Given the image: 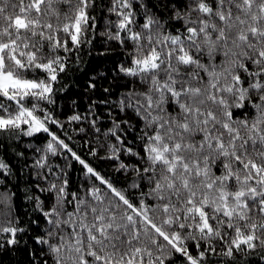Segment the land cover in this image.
Here are the masks:
<instances>
[{"label": "snow or ice", "instance_id": "obj_1", "mask_svg": "<svg viewBox=\"0 0 264 264\" xmlns=\"http://www.w3.org/2000/svg\"><path fill=\"white\" fill-rule=\"evenodd\" d=\"M95 6L0 0V149L20 136L50 137L32 149L40 155L31 165L25 160L50 201L29 197L45 223L33 238L38 264H235L257 249L264 259V0H111L117 19L107 39L124 50L114 79L128 87L100 103L119 115L109 112L106 131L94 106L91 116L67 117L88 124L76 129L95 137L86 154L109 162L111 173L52 132L65 125L44 107L91 43ZM64 152L84 174L76 191L48 162ZM11 172L0 157V175ZM27 233L18 219L0 221L8 234L0 251Z\"/></svg>", "mask_w": 264, "mask_h": 264}, {"label": "trees", "instance_id": "obj_2", "mask_svg": "<svg viewBox=\"0 0 264 264\" xmlns=\"http://www.w3.org/2000/svg\"><path fill=\"white\" fill-rule=\"evenodd\" d=\"M110 2L111 0H96V6L90 10V14L95 17V29L87 34L91 43L82 45L78 58L76 56L71 58L67 72L62 73L59 82L54 85L57 89L54 95L55 104L44 105L56 119L65 125L64 129L52 125L50 126L51 131L69 144V147L82 158H86L97 166L98 170L108 173H111L109 162L86 154L85 141L88 139L95 141L91 130L89 129L88 137L76 131L80 127L87 128L88 124L86 122L68 123L67 117L73 113L91 116V112H94L100 118L98 125L106 131L111 127L109 112L113 116L119 115V110L111 104L100 103L105 99L112 102L117 101L120 94L128 87L124 80L114 79L117 76V65L124 60V50L115 41L107 39V32L114 31L109 22L117 19L114 14L107 11ZM144 2H147L149 7L159 4V0H144ZM133 10L136 11L135 5ZM90 82L96 84L95 89L87 87ZM105 88L110 90V94L104 92ZM90 106H94L91 112ZM4 136L5 134L0 133V138ZM49 140L50 137L46 133H39L33 137L20 136L16 140L6 141L5 149H0V157H3L12 169L10 175H0V200L4 201L0 203V221L7 226L9 220L18 219L20 225L28 229L27 235H23L20 244L5 245L4 250L0 251V264H34L33 258L29 255L30 252L36 254L37 264L41 258L40 246L34 243L33 238L41 233L45 223L42 218L37 220L40 214L33 210V201L29 197L40 196L42 200H46V205H49L50 201L47 200V193H40L36 190L35 172L31 167L25 166V160L28 165H31L34 157L40 155V153H34L32 149L45 148ZM16 152H24V156L18 157ZM100 155L104 153L101 152ZM48 162L53 167L59 165L57 172L60 169L67 172L69 189L76 191L84 179V174L80 170L81 166L71 158V155L66 152L57 156L49 154ZM51 178L49 176V179ZM119 178L123 179V177ZM40 184L45 186L43 180ZM34 220L37 223H32ZM6 235L8 234H0V240H3ZM259 251L257 249V252L248 256L238 255L235 264H264V259L258 255Z\"/></svg>", "mask_w": 264, "mask_h": 264}]
</instances>
